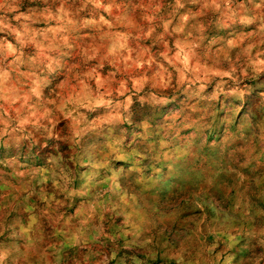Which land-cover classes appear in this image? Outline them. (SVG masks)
<instances>
[{"label":"clouds","instance_id":"1","mask_svg":"<svg viewBox=\"0 0 264 264\" xmlns=\"http://www.w3.org/2000/svg\"><path fill=\"white\" fill-rule=\"evenodd\" d=\"M0 264H264V0H0Z\"/></svg>","mask_w":264,"mask_h":264}]
</instances>
